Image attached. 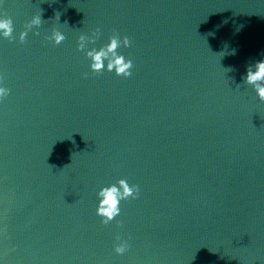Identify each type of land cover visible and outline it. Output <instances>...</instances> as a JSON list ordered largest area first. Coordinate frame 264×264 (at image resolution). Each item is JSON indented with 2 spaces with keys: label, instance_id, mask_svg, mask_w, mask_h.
Segmentation results:
<instances>
[{
  "label": "water",
  "instance_id": "water-1",
  "mask_svg": "<svg viewBox=\"0 0 264 264\" xmlns=\"http://www.w3.org/2000/svg\"><path fill=\"white\" fill-rule=\"evenodd\" d=\"M41 9L40 35L20 43ZM0 12L17 37L0 40L4 264H264V101L242 80L264 59V0H3ZM53 26L59 46L44 39ZM96 27L97 46L130 37V77L90 72L76 37ZM121 177L139 195L103 225L96 191Z\"/></svg>",
  "mask_w": 264,
  "mask_h": 264
},
{
  "label": "clouds",
  "instance_id": "clouds-1",
  "mask_svg": "<svg viewBox=\"0 0 264 264\" xmlns=\"http://www.w3.org/2000/svg\"><path fill=\"white\" fill-rule=\"evenodd\" d=\"M3 0H0L2 3ZM42 9L26 21L23 30L18 33V40L24 43L28 38L29 32L33 35H40L44 20L42 19ZM54 19L61 24L60 13L56 12ZM63 24H67L65 21ZM101 30L99 27L81 32L76 37V50L83 53L88 60V68L92 74L100 75L104 72H113L116 76L130 77L132 75L133 60L126 56L121 48H129L132 41L128 35H121L119 32H113L109 35L105 43L97 46V40L100 37ZM8 39L9 41L17 39L14 36V22L11 16L0 12V40ZM44 39L53 46L61 45L66 35L59 27L53 26ZM235 49H233V53ZM221 54V53H220ZM224 54V53H222ZM87 75V73L85 74ZM245 85L251 86L260 101H264V59L257 60L247 65L246 74L242 78ZM11 94V89L4 84L3 75H0V102ZM140 187L136 183H130L127 177H121L114 183H107L99 186L96 191L95 214L100 218V223L108 225L121 215V203L129 198L136 199L139 195ZM117 223H121L117 221ZM131 245L128 239L115 236L113 251L116 255L122 256L129 251ZM0 264L4 261L0 259Z\"/></svg>",
  "mask_w": 264,
  "mask_h": 264
}]
</instances>
